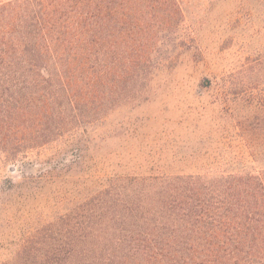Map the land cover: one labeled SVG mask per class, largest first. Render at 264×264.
<instances>
[{"label": "trees", "instance_id": "16d2710c", "mask_svg": "<svg viewBox=\"0 0 264 264\" xmlns=\"http://www.w3.org/2000/svg\"><path fill=\"white\" fill-rule=\"evenodd\" d=\"M183 18L180 0H0L3 162L139 101L187 46ZM249 106L242 146L80 183L2 264H264V103Z\"/></svg>", "mask_w": 264, "mask_h": 264}, {"label": "rangeland", "instance_id": "374dc122", "mask_svg": "<svg viewBox=\"0 0 264 264\" xmlns=\"http://www.w3.org/2000/svg\"><path fill=\"white\" fill-rule=\"evenodd\" d=\"M184 18L139 101L122 100L79 143L67 133L14 163L0 156V264L97 177L242 146L238 118L264 103V0H180ZM219 119V120H218ZM222 135V140L220 137ZM220 140V141H219ZM195 157L193 159H198Z\"/></svg>", "mask_w": 264, "mask_h": 264}]
</instances>
